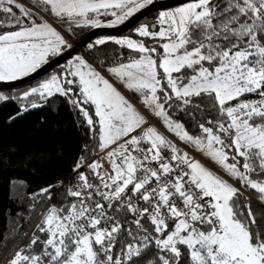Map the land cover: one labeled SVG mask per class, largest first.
<instances>
[{
  "label": "snow or ice",
  "instance_id": "obj_1",
  "mask_svg": "<svg viewBox=\"0 0 264 264\" xmlns=\"http://www.w3.org/2000/svg\"><path fill=\"white\" fill-rule=\"evenodd\" d=\"M41 2L45 11L70 27L111 28L153 0ZM0 13L6 14L0 28L18 29L0 34V82L37 72L49 57L69 47L58 31L46 21L37 23L32 11L17 0H0ZM109 15L114 19L102 23L100 17ZM135 31L155 44L148 47L143 40L108 37L87 46L112 42L137 53L107 71L137 93L169 132L242 187L255 190L264 205V0H186L160 11L154 25ZM249 95L256 98L241 99ZM56 96L76 107L94 133L99 125L98 148L105 151L110 170L99 161L86 164L81 157L72 169L77 183L66 192L74 199L60 208L52 206L37 225L44 238L34 233L8 264H138L137 258L152 244L158 260L147 264H181L180 246L186 249L184 264H264V231L252 230L257 221L251 202L242 206L238 188L156 127L132 135L147 123L146 117L82 57L70 61L64 74L25 91L22 99L46 103ZM193 98L217 112L216 120L206 121L208 126L196 125L195 135L169 114L200 108ZM8 99L0 94V101ZM43 106L29 100L20 114ZM54 187L41 189L38 195L48 193L51 199ZM109 209L131 213L136 234ZM142 220L150 222L155 235ZM117 246L120 252L114 254Z\"/></svg>",
  "mask_w": 264,
  "mask_h": 264
},
{
  "label": "trees",
  "instance_id": "obj_2",
  "mask_svg": "<svg viewBox=\"0 0 264 264\" xmlns=\"http://www.w3.org/2000/svg\"><path fill=\"white\" fill-rule=\"evenodd\" d=\"M13 10L17 9L13 8ZM32 12H34L33 18L40 22L41 15L35 11ZM144 20L146 18L140 22ZM139 23L124 34L132 39L143 40L148 47L153 46L154 41L141 38L134 31ZM91 28L76 27V34L73 35L75 41L81 39ZM90 42L94 43V38L86 44L85 52L96 63L110 64L138 55L130 52L126 47L122 48L112 42L89 49L87 45ZM158 50L162 51V49ZM62 66L63 63L52 70ZM52 70L41 77L49 74ZM41 77L25 85L35 83ZM21 89L20 86L14 88L13 95L8 100L0 101V264H8L15 255L14 253L30 243L35 233L34 230H36L34 228L40 221V217L47 213L46 209L52 206L60 208L74 199L66 196L67 189L64 187L61 189L52 188L51 199L48 198V193L39 195L38 200H35L32 194L39 189L48 188L50 185L54 186L59 180L70 178L73 167L81 157L85 158L86 163L91 164L93 158L100 151L96 135L99 125H96V133H94L79 110L66 98L56 96L46 103L32 97L24 100L22 99L24 92ZM254 98L256 97L249 95L241 99ZM33 99L44 106L29 107L28 111H23L20 114L22 109L29 105V100ZM193 99L194 102L200 104V108L190 106L187 114L180 111H170L169 114L174 120L183 123L190 134L195 135L199 132L196 125L205 123L208 126L206 121L208 119L216 120L217 112L210 109L204 100ZM232 103L235 104L236 101ZM88 110L94 121L98 120L94 116V109L88 107ZM156 119L158 122L161 121ZM186 145L193 150L192 146ZM85 170L88 174L87 169ZM252 178L256 179L257 177L253 176ZM90 179L93 183H97L94 176L90 175ZM239 190L238 195L242 206L245 202H251L252 212L256 216L257 223L252 226V230L254 232L264 231V205L260 204L255 190L246 186H240ZM108 211L109 214L116 215L118 219L125 222V227H131L136 234V226L130 223L135 218L131 213L124 211L113 213L110 209ZM141 223L149 230L150 234L155 235L149 221L142 220ZM172 227L173 225L170 223L169 229ZM15 233L17 235L13 236ZM139 235L142 236L144 233L141 232ZM36 247L39 248V244ZM180 247L184 253L181 264H184L186 249ZM119 249L117 246L114 252L116 253ZM137 259L138 264H147L148 260H158V249L152 244Z\"/></svg>",
  "mask_w": 264,
  "mask_h": 264
},
{
  "label": "rangeland",
  "instance_id": "obj_3",
  "mask_svg": "<svg viewBox=\"0 0 264 264\" xmlns=\"http://www.w3.org/2000/svg\"><path fill=\"white\" fill-rule=\"evenodd\" d=\"M154 1H159V0H153V2ZM17 3H20L22 6L28 8L29 10H32V11L37 12L42 17V20L40 21V23L46 21L47 23H49L56 31H58L64 37V39L66 40V42H69V41L71 42V40H70L71 32L69 30V24H68V22L66 20H61V19L55 17L53 14L50 13V11H45L44 9H45L46 6L42 4L41 0H17ZM181 4H178V5H175V6H172V7H168V8H164V9H160V10H157V11H154V12L150 13L149 15H147L145 17L146 20L140 22L139 25L134 28V31L138 27H140L142 25H149V26L154 25L156 23V21H157V17L159 15V12L160 11L169 10V9H171L173 7H176V6H179ZM100 19H101L102 23H107L108 21L114 19V17H112V16L109 15V16H102V17H100ZM108 37H114V38H125V37H128V38H131L130 36L125 35V34L124 35H100V36L94 37V41L96 39H99V38H108ZM90 43H92V42H90ZM85 49H86V45L83 47V51H78L73 56H71L66 61H64L63 62V66L61 68L52 70L49 74L45 75L44 77H41L40 79H38L33 84H28V85H22V86H20V87H22L21 90L23 92L28 91L32 87H36V86H38L39 83H41L44 80L50 78L52 75H62V74H64L68 63L70 61L74 60L77 56H80L89 65H91L97 72H99L104 78L108 79L109 82L112 83L113 86L125 97V99L127 101H129L142 115L145 116V114H151L150 111H149V109L146 108L143 103H141V98H140V96L137 93H135L134 91L127 90L122 82H119L113 75H111L107 71V68L112 67V66H116L120 62L127 63L129 61V59L122 60V61L120 60L118 62L110 63V64H104L102 62L96 63V62L92 61L87 56V54L85 52ZM52 57H54V56L49 57L48 60L51 59ZM13 89L0 90V94H3V95L8 96V97H11L13 95ZM246 100H249V99H246ZM159 125L165 131H167L172 137H174L179 142H181L173 133L169 132L166 129V127L164 126V124L161 121H159ZM167 138L169 140H171L169 137H167ZM181 143H183V142H181ZM193 150L200 157V159L197 160V161H200L204 166H206L207 168H209L210 170H212L214 173L218 174L223 179L229 181L236 188L240 189L241 184H240V182L238 180L233 179L222 167L218 166L216 163H214L207 156L203 155L200 151H197L195 148H193ZM49 209L50 208L46 209V211H48ZM43 217H44V214H43V216L40 217V219H39L40 221L36 224V226H35L34 229L37 230V225L41 224V221H42ZM36 230H34L35 234L37 236H40L41 239H42L45 234L40 233L38 230L36 232ZM15 235H17V233H15L13 236H15Z\"/></svg>",
  "mask_w": 264,
  "mask_h": 264
},
{
  "label": "water",
  "instance_id": "obj_4",
  "mask_svg": "<svg viewBox=\"0 0 264 264\" xmlns=\"http://www.w3.org/2000/svg\"><path fill=\"white\" fill-rule=\"evenodd\" d=\"M186 2V0H159L154 1L152 4L145 6L140 11L136 12L132 17L126 20L124 23L117 25L115 27H100L91 28L81 39L74 41L73 44L66 50L62 51V54L54 56L49 59L45 64L42 65L37 72L30 74L27 77H23L17 81L13 82H0V90L16 88L31 82L42 75L46 74L48 71L52 70L57 65L63 63L68 58L73 56L78 51H83V47L94 37L100 35H122L138 24L142 19H144L150 13L172 7L181 3Z\"/></svg>",
  "mask_w": 264,
  "mask_h": 264
},
{
  "label": "built area",
  "instance_id": "obj_5",
  "mask_svg": "<svg viewBox=\"0 0 264 264\" xmlns=\"http://www.w3.org/2000/svg\"><path fill=\"white\" fill-rule=\"evenodd\" d=\"M145 117H146V119H147V123L144 124V125L142 126L141 129H138L137 132L132 133V135H137V134H139V132H141L143 129H146V128L149 127V126H154V127L157 128V130H158L160 133H162L163 135L169 137V138H170V139H171V140L177 145V147H179L182 151L188 152V154H189L192 158H194L195 160H199V159H200L199 155H198L197 153H195V152H194L189 146H187V145L184 144V143L179 142L177 139H175L174 137H172L167 131H165V130L159 125V122L157 121V119L155 118L154 115H152V114H145ZM121 142H122V141H121ZM141 147H142V148H147V147H149V145H147V144H142ZM167 155H169V154L166 152V153H165V156H167ZM105 156H106L105 151H101V150H100V151L96 154V156L93 158L92 163H93L94 161H99V162L103 165V169H108V170H110V165H109L107 159L105 158ZM86 164H88V163H86ZM85 169H86V168H82L81 171H84V172L86 173V170H85ZM86 174H87V173H86ZM74 177H75V173L72 172L70 178H68V179H62V180L57 181V182L54 184L55 188H56V189H61V188L64 187V188L68 189L69 187L75 185V184L77 183V181L75 180ZM96 182L99 183V181H97V180H96ZM40 191H41V189H39L36 193H33V194H32V196L35 198V200H38L37 198H38V196H39L38 194L40 193ZM93 198H94L95 200H99V199H100V197H99V196H96V195H95ZM49 203H50V200H49ZM139 203H140L141 206H146V205L143 204L142 201H140ZM119 252H120V249H119L116 253H119ZM114 254H115V252H114Z\"/></svg>",
  "mask_w": 264,
  "mask_h": 264
},
{
  "label": "flooded vegetation",
  "instance_id": "obj_6",
  "mask_svg": "<svg viewBox=\"0 0 264 264\" xmlns=\"http://www.w3.org/2000/svg\"><path fill=\"white\" fill-rule=\"evenodd\" d=\"M13 11L16 13L17 16H20L21 15V13L19 12L18 9L17 10H13ZM32 13L34 15V12H32ZM5 19H6V14L0 13V21H3ZM23 23L24 24H28V21L27 20H24ZM37 23H40V22H37ZM15 30H18V29L16 27H3V28H0V34H2L4 32H8V31H15ZM69 30L71 32V35H70L71 42L70 41L67 42V45L70 47L73 44V42L75 41V38H74L73 35L76 34V26L75 25H72L71 27L69 26ZM69 47H66L64 50L68 49Z\"/></svg>",
  "mask_w": 264,
  "mask_h": 264
},
{
  "label": "bare ground",
  "instance_id": "obj_7",
  "mask_svg": "<svg viewBox=\"0 0 264 264\" xmlns=\"http://www.w3.org/2000/svg\"><path fill=\"white\" fill-rule=\"evenodd\" d=\"M53 201V200H52ZM52 201H51V203H52ZM51 205V204H50ZM48 206V205H47Z\"/></svg>",
  "mask_w": 264,
  "mask_h": 264
}]
</instances>
